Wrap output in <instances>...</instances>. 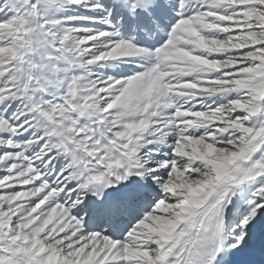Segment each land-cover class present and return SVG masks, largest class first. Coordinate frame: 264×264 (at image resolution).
Wrapping results in <instances>:
<instances>
[{"label":"snow or ice","instance_id":"snow-or-ice-1","mask_svg":"<svg viewBox=\"0 0 264 264\" xmlns=\"http://www.w3.org/2000/svg\"><path fill=\"white\" fill-rule=\"evenodd\" d=\"M0 264H264V0H0Z\"/></svg>","mask_w":264,"mask_h":264}]
</instances>
